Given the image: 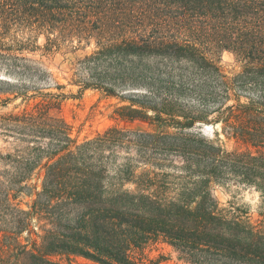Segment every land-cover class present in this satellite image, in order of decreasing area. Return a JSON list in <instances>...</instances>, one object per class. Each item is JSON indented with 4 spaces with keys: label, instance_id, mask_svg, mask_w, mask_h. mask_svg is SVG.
Listing matches in <instances>:
<instances>
[{
    "label": "trees",
    "instance_id": "trees-1",
    "mask_svg": "<svg viewBox=\"0 0 264 264\" xmlns=\"http://www.w3.org/2000/svg\"><path fill=\"white\" fill-rule=\"evenodd\" d=\"M92 41L72 83L153 129L79 139L50 114L66 95L37 88L48 73L28 55ZM0 72V106L25 105L0 113V264H155L144 250L158 242L182 264H264V0H0ZM229 182L259 193L255 219L220 205L213 187Z\"/></svg>",
    "mask_w": 264,
    "mask_h": 264
},
{
    "label": "rangeland",
    "instance_id": "rangeland-1",
    "mask_svg": "<svg viewBox=\"0 0 264 264\" xmlns=\"http://www.w3.org/2000/svg\"><path fill=\"white\" fill-rule=\"evenodd\" d=\"M33 40L36 44L42 45L45 40L43 33H33ZM95 49L94 41L89 44L82 43L77 46L75 43L67 48L50 54H41L39 50L30 53L28 56L41 62L42 67L46 69V77L35 79L37 88L44 92L64 93L66 97L61 101L57 108L50 110V114L61 117L73 126V135H78L79 139L93 136L96 132L118 124L133 130H151L153 125L141 120L122 121L112 118L110 115L117 105L125 104L119 102L115 97H105L96 89H86L79 93V86L73 84L80 75L78 61L83 59ZM207 56L213 60L226 74L232 75L240 70L241 63L236 60L232 50L222 48L215 42L208 41L205 43ZM3 76L0 72V77ZM51 77L53 81H48ZM51 82V83H49ZM49 83V84H48ZM56 84L63 87L58 89ZM128 91H140L139 89H129ZM24 103L19 99L9 103L6 107L0 106V113L21 110ZM198 129L204 133L207 139H216L214 131L219 132L220 144L227 150H244L245 147L233 139L226 138L220 133V125L211 126L210 124H198ZM8 147L0 140V148ZM213 194L221 206L229 203L238 206L248 215L255 219L259 205V193L252 187L242 184L229 182L225 185H215ZM148 258L158 262L155 264H182L178 258L177 252L168 244L158 242L151 244L144 250ZM66 264H97L88 259L77 257L71 263Z\"/></svg>",
    "mask_w": 264,
    "mask_h": 264
}]
</instances>
